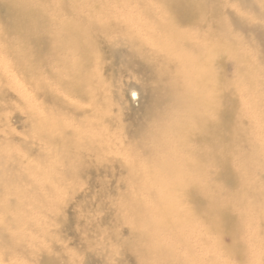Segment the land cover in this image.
<instances>
[{
  "label": "rangeland",
  "instance_id": "1",
  "mask_svg": "<svg viewBox=\"0 0 264 264\" xmlns=\"http://www.w3.org/2000/svg\"><path fill=\"white\" fill-rule=\"evenodd\" d=\"M195 1L204 10L198 17L187 10L181 19L156 0H130L123 14L107 22V30H92L96 53L84 69L92 78L76 92L70 78L57 70L83 57L55 52L58 24L87 25L91 14L98 19L96 12L115 16L120 4L30 0L34 8L44 9L45 19L22 17L24 26L12 32L9 23L19 12L0 0V264L152 261L129 243L133 203L145 200L154 206L158 196V184H145L159 172L144 164V156L151 159L156 147L151 135L182 117V107L168 98L176 75L167 73L166 54L155 41L170 23L192 32L196 45L232 46V53L217 54L210 64L216 81L211 91L220 112L218 118L215 112L214 118L212 111L209 115L220 121L222 135L234 127L243 140L219 145L229 161L208 178L222 189L218 206L208 200L207 187L176 192L181 240L165 242L176 257L163 264H264V153L253 150L264 148V0ZM96 5H102L101 11ZM36 20L39 32L34 28L30 34ZM17 47L23 57H41L33 71L22 68ZM250 105L254 112L245 110ZM202 144L194 141L188 148L196 151ZM243 160L256 168L252 179L246 178ZM214 211L221 221L213 219ZM140 221L143 229L146 220Z\"/></svg>",
  "mask_w": 264,
  "mask_h": 264
},
{
  "label": "bare ground",
  "instance_id": "2",
  "mask_svg": "<svg viewBox=\"0 0 264 264\" xmlns=\"http://www.w3.org/2000/svg\"><path fill=\"white\" fill-rule=\"evenodd\" d=\"M44 0H39L42 2ZM120 4L121 9L115 13L99 14L98 19L94 17L95 14H91L90 21H86L87 25L82 23H68L64 21L59 22L58 30L54 33L57 40L55 46V52L78 54L82 55L83 59H79V62L75 65L61 64V67L57 70L60 76L66 74L73 86L72 89L76 92L83 91L84 87L90 82L91 75L87 74L84 69L88 66L89 60L93 58L96 53L94 44V36H92V30H107L108 23L111 19L117 18L118 15L123 14L128 9V3L130 0H114ZM158 3L169 5L171 12L175 13L179 18H184L189 14L198 17V13L204 10V5L195 0H156ZM10 5L19 12L18 16L13 14V19L9 23V28L16 29V26H24L21 21L22 17H37L38 19H45V11L42 8H34L30 5V0H8ZM100 2V1H99ZM25 7V8H24ZM102 5H96V11H101ZM125 7V8H124ZM12 8V9H13ZM123 11V12H121ZM23 14V15H22ZM96 16V15H95ZM164 18H170V14H163ZM168 19H166L168 21ZM108 22V23H107ZM170 23V22H169ZM171 23L165 25L160 29L159 33L162 36H158L155 41L159 48H163L166 58V70L167 73H173L176 78L168 85V98L175 101V105L182 107V117L172 119V122L162 124L153 131L151 135V141L156 146L152 149L151 159L148 156H144L145 166H149L151 169H159V172L145 181V184H158L156 192L158 196L153 197L154 206L147 205V201L141 200L134 202L132 206V218L131 224L134 230V236L129 246L137 253H141L146 257H151L152 261L146 264H163L169 261H173L174 249L171 246L166 245V241L173 242L181 240V234L179 228L183 226V222L178 221L176 217L180 216L179 209L177 207L176 192L188 191L189 187H207L208 188V200H210L212 206L215 203L218 206L217 194L220 188L212 186L208 182L209 173L213 177V173L221 167L226 168L228 159L224 154L219 152V145L231 144L233 142H241L242 135L231 127V132L226 137L222 135L220 129V121L212 119L210 111L213 112V118L215 113L217 118L219 117V106H216L214 102L215 96L211 91L212 84H215V77L210 72V64L216 58L215 56L222 52L233 51L232 46H226L224 43L219 44L202 43L194 44L192 39L194 34L190 31L184 32L179 29L171 28ZM40 25L37 24V20L28 28V32L32 34V30L36 28L35 34ZM89 28L91 30H89ZM2 35L3 32L0 31ZM164 34V35H163ZM66 36L65 38L63 36ZM159 39V40H158ZM32 43L41 48V42L39 39H33ZM23 45V42H20ZM186 46V48H185ZM54 49V46H53ZM195 53V54H193ZM16 55L19 58L23 69L28 71L32 70L33 62L40 60L41 57L36 53L29 57H23L21 49L17 47ZM200 55V57H199ZM61 56V55H57ZM94 59V58H93ZM100 65V64H99ZM63 79V78H62ZM219 104V103H217ZM218 108V109H217ZM249 112L255 111V106L250 105ZM215 112V113H214ZM218 112V114H217ZM194 128V129H193ZM47 135V133H46ZM263 135V134H262ZM50 137V133L48 134ZM257 136H261L257 135ZM63 140L62 137H59ZM59 139V140H60ZM52 141L58 140L51 139ZM64 140H68L64 138ZM201 141L203 143L200 147L192 151L188 148V144L191 142ZM207 144L208 146H204ZM258 140L254 138L252 146L257 148ZM262 146H264V139H262ZM261 146V147H262ZM208 148V150H205ZM199 149V150H198ZM255 151L264 153V148L261 150L253 149ZM243 168L245 169V175L247 179L253 178L252 165L246 164V161H242ZM215 166V167H214ZM211 167V169H209ZM149 168V169H150ZM40 172L44 175L42 171ZM191 171L190 174L186 172ZM225 171V170H224ZM251 171V172H250ZM39 172V171H37ZM148 172V169L145 171ZM250 172V173H249ZM151 170L147 176H150ZM234 178V176H233ZM236 181V179L234 178ZM161 187V192L157 191V188ZM252 197L253 195H247ZM263 198L262 210L264 211V195L260 194ZM245 198V195H243ZM145 201V202H144ZM240 201V198H239ZM244 207V203L240 202ZM151 212V213H150ZM150 213V214H149ZM213 213L216 221H221L222 217L218 216L217 212ZM144 218L146 221L142 228H140V219ZM176 220V221H175ZM151 226L152 231L146 232L148 227ZM139 229L142 231L139 233ZM258 229V228H257ZM167 236H172L170 240L165 239Z\"/></svg>",
  "mask_w": 264,
  "mask_h": 264
}]
</instances>
